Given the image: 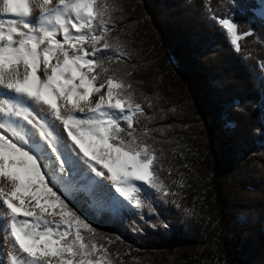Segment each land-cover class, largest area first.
<instances>
[{
  "label": "trees",
  "instance_id": "obj_1",
  "mask_svg": "<svg viewBox=\"0 0 264 264\" xmlns=\"http://www.w3.org/2000/svg\"><path fill=\"white\" fill-rule=\"evenodd\" d=\"M110 3L113 43L125 52L110 67L132 82L145 108L137 128L147 125L170 194L148 189L140 193L142 208L115 211L78 187L58 194L96 229L114 264H264V156L256 154L264 141L259 2ZM220 18L251 32L239 50Z\"/></svg>",
  "mask_w": 264,
  "mask_h": 264
},
{
  "label": "snow or ice",
  "instance_id": "obj_2",
  "mask_svg": "<svg viewBox=\"0 0 264 264\" xmlns=\"http://www.w3.org/2000/svg\"><path fill=\"white\" fill-rule=\"evenodd\" d=\"M113 10L110 0H0V94L20 100H5L2 111L31 126L22 134L0 123V183L8 184L0 186V227L15 250L12 264H114L96 229L58 194L46 164L52 154L75 152L136 208L148 189L170 194L147 125L137 128L145 108L110 67L125 56L111 36ZM218 22L237 50L251 35L231 18ZM27 102L44 106L67 137L54 136Z\"/></svg>",
  "mask_w": 264,
  "mask_h": 264
},
{
  "label": "rangeland",
  "instance_id": "obj_3",
  "mask_svg": "<svg viewBox=\"0 0 264 264\" xmlns=\"http://www.w3.org/2000/svg\"><path fill=\"white\" fill-rule=\"evenodd\" d=\"M257 1L260 4V8H258L256 12L260 17L264 19V0H257ZM23 105L24 107L31 108L33 104H31V102L30 103L27 102L24 103ZM5 107H6L5 104L0 103V123L11 124L13 127H16L18 130H21L22 134H26L28 130L31 128V126L26 125V122L23 121L21 118L8 116L4 111H2V109H4ZM77 115L81 117L84 116V114H80V113H77ZM58 125L59 128L62 130V125L60 124L59 121H58ZM258 142H260L261 144H259L260 148L257 149L256 154L257 156H264V141H258ZM31 143L32 141L29 140V144ZM48 151H50V148L48 149ZM57 155L58 154H52L53 158L48 159L46 161V164L49 169L55 170V183L57 188H59L61 192L69 194L73 188H77V187L81 188L88 193L93 203H103L105 207L108 206L112 211L122 207V205L128 206L131 204L129 201L124 200V198L120 197L119 195H118L119 197L117 198V203L113 202L106 195H101V196L98 195V193H95L94 191L95 190L94 182L96 181L97 177L92 174L91 169H89L90 179L87 180L80 174V170L77 167H75V164H70L67 156H60L59 159H57L56 158ZM61 159L65 160V163L61 164L60 163ZM137 185L140 186V182H137ZM49 186H51V184ZM54 219L59 220V217H54Z\"/></svg>",
  "mask_w": 264,
  "mask_h": 264
},
{
  "label": "bare ground",
  "instance_id": "obj_4",
  "mask_svg": "<svg viewBox=\"0 0 264 264\" xmlns=\"http://www.w3.org/2000/svg\"><path fill=\"white\" fill-rule=\"evenodd\" d=\"M43 78V76H42ZM15 94L9 93V92H3L0 94V103L4 104L5 100H8L9 102L16 104L20 102V100L14 98ZM30 103V102H29ZM33 104V103H31ZM26 105V104H25ZM30 105V104H29ZM28 105V107H29ZM24 106V105H23ZM27 106V105H26ZM44 106L42 105H35L33 104L30 110H34L38 115H40L43 119H45L49 125L50 130H53V135H57L58 133H62V135L66 138L67 135L65 131H62L59 128L58 121H55L51 114L47 111H42V108ZM83 117V116H82ZM70 156H67L69 159L70 164H75V167H77L80 170V174L87 180H89V172L90 168L87 164L83 162V160L76 155L75 152H72L69 150ZM106 171V170H105ZM92 174L96 176V181L94 182V191L95 193H98V195H106L108 196L113 202L117 203V198L119 197L118 193L115 192L114 186H112L111 182L106 180L104 177L98 176L95 172L91 170ZM0 186L7 187V182L0 183ZM27 203V201H26ZM34 203V202H33ZM51 219V217H50ZM14 249L12 248V241L11 238L5 233L3 227H0V264H12L11 261V255L14 253Z\"/></svg>",
  "mask_w": 264,
  "mask_h": 264
}]
</instances>
